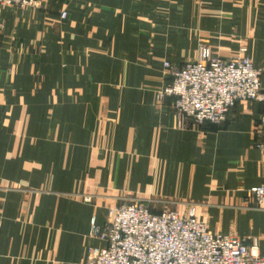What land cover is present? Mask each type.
Segmentation results:
<instances>
[{"label": "crops", "instance_id": "1", "mask_svg": "<svg viewBox=\"0 0 264 264\" xmlns=\"http://www.w3.org/2000/svg\"><path fill=\"white\" fill-rule=\"evenodd\" d=\"M202 44L222 58L246 44L264 69V0L0 6V264L85 262L105 245L92 219L104 225L125 197L194 205L210 230L264 254V208L246 198L264 182L262 103L181 129L174 98H157L163 63Z\"/></svg>", "mask_w": 264, "mask_h": 264}, {"label": "built area", "instance_id": "2", "mask_svg": "<svg viewBox=\"0 0 264 264\" xmlns=\"http://www.w3.org/2000/svg\"><path fill=\"white\" fill-rule=\"evenodd\" d=\"M46 0H0V6L40 7ZM68 12L62 11L66 19ZM168 79L157 91L158 100L173 97L177 126L219 124L238 101L263 105L260 127L264 131V69L257 65L246 44L229 58L200 45L194 59L182 65L163 63ZM264 154V143L258 144ZM247 201L264 208V182L246 190ZM86 202L92 196L84 197ZM108 221H91L90 234L105 242L89 248L81 264H264L258 244L216 233L198 218L194 205L181 214L174 209L155 210L148 201L125 197L108 209Z\"/></svg>", "mask_w": 264, "mask_h": 264}]
</instances>
